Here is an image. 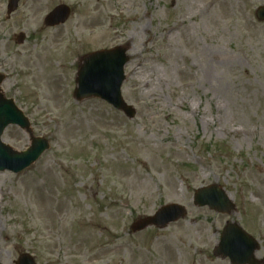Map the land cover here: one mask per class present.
Listing matches in <instances>:
<instances>
[{"label":"rangeland","instance_id":"obj_1","mask_svg":"<svg viewBox=\"0 0 264 264\" xmlns=\"http://www.w3.org/2000/svg\"><path fill=\"white\" fill-rule=\"evenodd\" d=\"M0 0L2 91L29 119L2 140L51 146L21 172L0 170V264H232L214 254L227 222L264 259V0ZM67 4L65 24L44 18ZM23 33L24 41L18 36ZM126 45L129 118L97 97L77 99L89 52ZM223 187L236 205L194 203ZM178 203L187 215L133 232Z\"/></svg>","mask_w":264,"mask_h":264},{"label":"water","instance_id":"obj_2","mask_svg":"<svg viewBox=\"0 0 264 264\" xmlns=\"http://www.w3.org/2000/svg\"><path fill=\"white\" fill-rule=\"evenodd\" d=\"M20 0H9L8 13L18 8ZM71 9L65 4L56 6L45 18L46 25L54 26L65 23L70 17ZM256 15L264 21V6L257 9ZM25 35H19L23 42ZM128 48L123 45L111 49H101L83 55L77 72V88L75 97L84 99L99 97L115 108L122 110L129 118H134L136 109L128 104L122 95V85L125 80L124 67L129 61ZM5 76L0 74V170L19 172L35 162L49 148L50 144L43 137H33L32 145L25 151H16L2 141V135L10 124L22 128L29 127V119L17 107L13 99L7 98L1 92V84ZM195 204L208 205L221 213H231L236 205L229 198L225 189L218 184L199 188L194 196ZM187 210L177 203L162 206L153 215L138 219L131 226L133 231H141L149 226L166 227L170 222L184 218ZM258 248L256 239L247 234L236 222H229L220 236L214 254L229 257L233 264H261L254 256ZM16 264H36L29 254H23Z\"/></svg>","mask_w":264,"mask_h":264},{"label":"flooded vegetation","instance_id":"obj_3","mask_svg":"<svg viewBox=\"0 0 264 264\" xmlns=\"http://www.w3.org/2000/svg\"><path fill=\"white\" fill-rule=\"evenodd\" d=\"M264 260V259H263Z\"/></svg>","mask_w":264,"mask_h":264}]
</instances>
